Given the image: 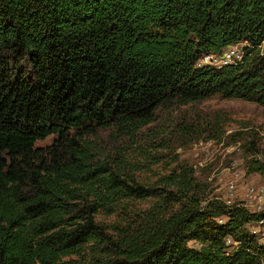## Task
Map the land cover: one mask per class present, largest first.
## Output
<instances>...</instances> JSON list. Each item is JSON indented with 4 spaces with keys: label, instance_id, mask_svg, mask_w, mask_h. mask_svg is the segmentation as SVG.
<instances>
[{
    "label": "trees",
    "instance_id": "1",
    "mask_svg": "<svg viewBox=\"0 0 264 264\" xmlns=\"http://www.w3.org/2000/svg\"><path fill=\"white\" fill-rule=\"evenodd\" d=\"M213 96L264 108V0H0V264H264L261 214L209 197L176 155L144 182L128 149L220 143L219 116L155 125ZM255 140L246 175L264 174Z\"/></svg>",
    "mask_w": 264,
    "mask_h": 264
},
{
    "label": "rangeland",
    "instance_id": "2",
    "mask_svg": "<svg viewBox=\"0 0 264 264\" xmlns=\"http://www.w3.org/2000/svg\"><path fill=\"white\" fill-rule=\"evenodd\" d=\"M238 45L237 48H241ZM219 116L221 119V142L205 139L206 136L193 140L185 141L182 137L176 136L168 139L169 149L162 150L155 155L149 145L140 141L133 148L125 140L122 146L128 148L135 161L143 164L142 170L138 173L139 178L147 183H153L157 174L166 173L165 164L169 158L176 155L179 163H184L193 168L194 176L198 181L208 186L209 197L222 198L225 196V184L230 180L228 169L232 163H235L237 170L241 172L239 186L246 184H264L263 175L244 174L245 162L251 158L246 155L243 146L248 140L255 137L256 146L259 150L264 149V108L254 103L245 102L238 99H222L218 96L210 97L202 102L194 103L190 106L173 110L169 113L160 112L157 115L155 125L159 128L171 127L185 122H197L200 118ZM195 124V123H193ZM255 133V135H252ZM101 141L110 145L108 132L99 134ZM235 139V140H234ZM53 137L37 143V146H48L52 143ZM119 145V144H118ZM238 148V150H237ZM174 150V153H171ZM141 151H148L153 157H159L160 163L154 164L153 159L145 161L140 156ZM201 164V166H200ZM229 170V171H228ZM141 208L150 206V202L145 201L137 203ZM98 219L103 222H112L113 217L99 216Z\"/></svg>",
    "mask_w": 264,
    "mask_h": 264
},
{
    "label": "built area",
    "instance_id": "3",
    "mask_svg": "<svg viewBox=\"0 0 264 264\" xmlns=\"http://www.w3.org/2000/svg\"><path fill=\"white\" fill-rule=\"evenodd\" d=\"M241 58V48L238 49L237 46H231L226 48L219 56L212 54L203 55L198 60L197 66L208 65L220 69L240 61ZM228 169H230L231 172L230 180L225 184V196L217 199L221 200L227 207H239L252 214L262 215L258 221L251 223L250 232L259 238V243L264 248V184L251 183L239 186L238 181L241 179V172L237 170L235 163H232ZM222 221V218L218 220L219 223H222ZM226 245H228L230 248L229 250H231L236 246V243L227 239Z\"/></svg>",
    "mask_w": 264,
    "mask_h": 264
}]
</instances>
